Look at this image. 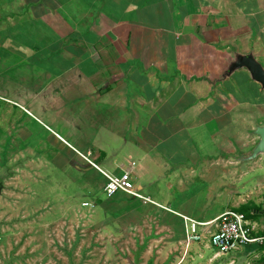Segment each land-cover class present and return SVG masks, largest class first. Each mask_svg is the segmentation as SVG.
<instances>
[{
    "label": "crops",
    "instance_id": "1",
    "mask_svg": "<svg viewBox=\"0 0 264 264\" xmlns=\"http://www.w3.org/2000/svg\"><path fill=\"white\" fill-rule=\"evenodd\" d=\"M4 1L0 8H21V14L31 1L37 13L77 7L70 0ZM93 5L81 20L66 12L72 37L65 35L63 42V35L56 36L44 47L27 41L24 18L0 14V22L10 26L0 28V98L24 112L19 132H29L28 123L39 122L73 153L67 158L70 169L80 163L99 172L102 193V171H131L135 185L152 201L136 198L137 205L131 201L135 197L116 194L110 201L114 205H104V211L118 231L128 215L124 232L139 218L162 219L166 233L152 248L181 254L149 264H264V243H250L228 255L215 251L206 258L207 240L194 243L189 238V219L210 221L221 212L196 218L181 212V204L170 205L181 201L175 194L198 177L206 187L201 201L216 202L220 196L227 207L245 213L254 234H264V154L245 162L230 160L225 167L206 161L219 153L248 154L259 140L257 136L250 148L237 141H249L251 122L253 131L264 124V90L245 69L220 85L209 79L225 68L232 48L253 50L264 63V0H124V5L111 0L109 6ZM86 16L88 24H80ZM161 74L181 78L154 83ZM81 153H90L91 162ZM219 168L225 171L224 183H219ZM70 196L65 197L69 202ZM123 201L124 207L116 206ZM100 229L110 230L108 225Z\"/></svg>",
    "mask_w": 264,
    "mask_h": 264
},
{
    "label": "rangeland",
    "instance_id": "2",
    "mask_svg": "<svg viewBox=\"0 0 264 264\" xmlns=\"http://www.w3.org/2000/svg\"><path fill=\"white\" fill-rule=\"evenodd\" d=\"M70 1L74 2L78 10L72 6L67 8L65 6L57 11L45 9L37 13L32 11L31 1V4L27 3L22 14L20 7H18L20 9L11 7V10L2 7L0 14L2 17L5 16L4 18L7 16L24 18L27 41L35 40L38 46L41 44L44 47L52 39L55 40L56 36L63 35L60 36L63 42L65 35L72 37L73 34L67 32L66 28V12L74 13L73 17L81 20L85 12H92L89 10L90 3L94 4L92 7L96 9L97 5L109 6L111 2V0ZM88 21L89 18L86 16L80 24L84 22L87 25ZM3 27L10 28L9 25L0 22V28ZM14 29L16 28L10 30ZM33 33L38 37L30 39L29 35ZM47 49L54 51V47ZM157 77L158 80L154 83H161L163 79L175 81L181 78L178 74H161ZM190 80L197 78L187 77V81ZM137 93L140 94V91L137 90ZM24 115L17 106L0 98V264H149L151 260L162 257L175 258L177 253L181 254L177 250L170 252L152 248V243L160 240L162 232L166 233L161 218L154 220L139 218L137 222L132 223L131 231L124 232V227H129L130 224L127 215L118 223L122 229L118 231L113 219L105 216L104 205L114 204L110 205L112 197L109 198L100 190L101 185L97 179L103 178L99 172L95 169L87 171L80 163L78 167L70 169L67 158L73 157V153L67 147H61L63 144L39 122L28 123L32 126L31 131L21 134L19 120L21 116L25 118ZM251 128L249 141L245 138L237 140L242 145L253 146L257 139V135L253 134L252 122ZM58 130L65 134L64 130ZM52 141L57 143L55 144L57 149L52 148ZM76 159L83 162L78 156ZM230 160L238 161L226 153H219L217 158L206 159L207 162H217L219 167L221 165L225 167L224 163ZM66 167L70 170L65 171ZM218 172L223 175L219 183H224L225 180L222 178L225 177V171L219 168ZM70 182L72 186L69 185ZM204 184L205 182L198 177L191 179L186 189L182 191L181 187V193L174 196L177 199L181 198V201L172 200L170 205L177 208L181 204V212L196 218L211 216L210 214L230 208L227 207V201L220 200V196L216 202L201 201L205 197ZM225 189V186H219V192H224ZM122 193L124 192H118L117 195ZM68 195H71L68 198L70 202L65 199ZM88 200L95 207L83 205L85 208H82L81 205ZM138 200L135 198L131 201L139 205ZM124 204L123 201L116 206L124 207ZM203 208L207 209L206 212L201 211ZM104 225H108L110 230L101 231L100 228ZM152 228L155 234L153 232L151 234ZM198 229H201L200 226ZM198 242L200 241L194 243ZM215 251L216 249L212 247L206 250V258L212 256Z\"/></svg>",
    "mask_w": 264,
    "mask_h": 264
},
{
    "label": "built area",
    "instance_id": "3",
    "mask_svg": "<svg viewBox=\"0 0 264 264\" xmlns=\"http://www.w3.org/2000/svg\"><path fill=\"white\" fill-rule=\"evenodd\" d=\"M58 137L63 139L60 135ZM81 155L85 160L91 162L89 158L90 153H81ZM132 165H134V162ZM102 172L106 178L104 192L109 198L118 192H124L131 197L148 202L152 201L149 196L143 194L135 185L129 169L123 170L119 175L106 171ZM83 205L89 206L90 203L84 202ZM189 220L191 222V234L189 238L200 242L207 240L209 247L216 249V255H228L250 243H264V234H254V225L250 224L244 212L237 209H225L210 221ZM198 226L201 229H198Z\"/></svg>",
    "mask_w": 264,
    "mask_h": 264
},
{
    "label": "water",
    "instance_id": "4",
    "mask_svg": "<svg viewBox=\"0 0 264 264\" xmlns=\"http://www.w3.org/2000/svg\"><path fill=\"white\" fill-rule=\"evenodd\" d=\"M242 69L249 72L251 81L257 83L263 91L264 63L256 56L253 50L241 52L237 48H232L231 56L225 68L216 77L209 80L213 85H218L227 79H231L237 71ZM253 132L259 137V140L251 152L248 154L234 153L231 156L245 162L255 159L260 154H264V124L257 125Z\"/></svg>",
    "mask_w": 264,
    "mask_h": 264
},
{
    "label": "trees",
    "instance_id": "5",
    "mask_svg": "<svg viewBox=\"0 0 264 264\" xmlns=\"http://www.w3.org/2000/svg\"><path fill=\"white\" fill-rule=\"evenodd\" d=\"M239 211H242V210L239 209Z\"/></svg>",
    "mask_w": 264,
    "mask_h": 264
}]
</instances>
